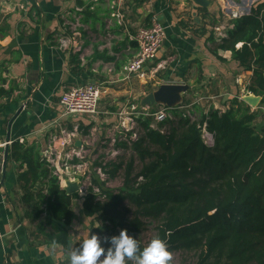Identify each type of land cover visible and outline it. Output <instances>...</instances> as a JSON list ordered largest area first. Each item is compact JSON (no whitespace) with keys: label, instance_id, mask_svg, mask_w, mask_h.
<instances>
[{"label":"crops","instance_id":"1","mask_svg":"<svg viewBox=\"0 0 264 264\" xmlns=\"http://www.w3.org/2000/svg\"><path fill=\"white\" fill-rule=\"evenodd\" d=\"M140 1L0 0V139L33 149L53 169L47 160L61 148L53 146L52 138L77 127L73 147L84 151L90 163L96 149L126 143L128 134L118 114L129 113L139 98L161 84L189 86L183 96L188 104L181 107L187 112L191 104L205 113L211 108L224 111L230 100L242 101L249 94L245 88L252 73L231 60L229 51L216 50L212 28L233 26L231 13L248 14L261 0H207L206 7L193 0ZM153 17L164 27L165 40L156 60L143 68L147 80H138L125 67L137 53L136 30L148 27ZM157 65L161 68L151 75L150 68ZM85 84L102 87L97 113L65 115L62 93ZM146 108L151 107L136 110ZM251 111L258 112L257 127L264 131V107ZM86 138H92L91 147L85 146ZM11 147L0 157V264H70V253L91 234H98L105 247H114L110 238L117 235L105 234L95 217L84 214L87 191L70 194L68 223L51 224L37 198L46 201L44 182L20 180L26 165L8 159ZM59 182L63 189L65 182ZM27 194L32 198L23 199ZM54 227L67 233L66 246L49 241ZM126 264L135 261L126 258Z\"/></svg>","mask_w":264,"mask_h":264},{"label":"trees","instance_id":"2","mask_svg":"<svg viewBox=\"0 0 264 264\" xmlns=\"http://www.w3.org/2000/svg\"><path fill=\"white\" fill-rule=\"evenodd\" d=\"M231 23L216 50L229 51L231 60L252 73L245 91L260 97L258 107H264V0ZM187 104L185 100L179 107ZM191 105L199 115L195 120L179 107L167 109L169 116L160 123L150 116L135 118L138 138L131 141L127 133L130 146L116 144L129 151V160L94 163L108 180L123 169L121 186L108 190L93 176L84 214L95 217L107 235L126 229L135 238L144 219L156 222V237L170 253L196 252L197 264H264V131L257 127L258 112L237 99L224 111L205 113ZM204 132L212 136V145L205 143ZM8 159L26 165L20 180L44 182L46 201L37 198L49 222L68 223L72 196L60 188L53 169L18 143L12 144ZM94 188L103 200H97ZM30 198L27 194L23 199ZM54 228L49 241L66 246L67 233Z\"/></svg>","mask_w":264,"mask_h":264},{"label":"built area","instance_id":"3","mask_svg":"<svg viewBox=\"0 0 264 264\" xmlns=\"http://www.w3.org/2000/svg\"><path fill=\"white\" fill-rule=\"evenodd\" d=\"M245 13H238L235 11L229 15L230 20L239 18ZM233 26L229 25H218L212 28L217 41L225 39L227 37V30L232 29ZM165 40V29L164 27L153 17L150 19L148 27L138 28L134 35V41L137 45V53L135 57L125 67L127 74L136 77L138 80H147V72H144L143 68L145 64H151L156 60L157 54L160 52L163 42ZM161 65H157L150 68V74L155 75ZM102 94V87L96 84H85L76 87L67 88L60 97V105L63 108L65 115H95L97 113L98 104ZM129 113L121 112L118 114L120 120V127L123 128L125 133H131V138L137 137V130L135 125V118L138 116H150L153 118L154 123H160L167 117L166 109L157 110L151 114L148 109L142 111L136 110L134 107L130 108ZM134 110V111H132ZM126 123V124H125ZM78 128L74 127L72 130H60L57 136L52 138V144H58L60 146L59 153L55 152L54 159L48 158L47 162L54 167V175L59 181L72 180L77 175L81 174L85 163L84 159L85 152L81 149L73 147L74 141L78 138ZM203 138L205 143L208 145L213 144V138L210 134L204 132ZM13 142L10 140L0 139V157L4 150L12 146ZM54 149V148H53ZM53 154L52 151L50 155ZM75 160H79L77 164ZM82 161V162H81ZM90 165V164H89ZM90 170V166H89ZM95 171V169H94ZM97 173L102 176L100 169L96 170ZM82 174V183H86V189L90 186V178ZM0 188H1V177H0ZM96 193L97 188H94Z\"/></svg>","mask_w":264,"mask_h":264},{"label":"clouds","instance_id":"4","mask_svg":"<svg viewBox=\"0 0 264 264\" xmlns=\"http://www.w3.org/2000/svg\"><path fill=\"white\" fill-rule=\"evenodd\" d=\"M108 239L104 238L105 241ZM110 239L114 247H105L98 234H91L70 253V264H126V258L134 260L135 264H169L171 260L166 242L159 237L153 238L142 249L126 229H121L119 235Z\"/></svg>","mask_w":264,"mask_h":264},{"label":"rangeland","instance_id":"5","mask_svg":"<svg viewBox=\"0 0 264 264\" xmlns=\"http://www.w3.org/2000/svg\"><path fill=\"white\" fill-rule=\"evenodd\" d=\"M102 95V94H101ZM101 99V98H100ZM192 100H196V97H194ZM207 100H202L200 102H205ZM100 102V101H99ZM194 102V101H192ZM183 104V103H182ZM200 105H202L201 103H199ZM135 105V104H134ZM99 106V104H98ZM135 109H140L141 107L138 106V102H136V105L134 107ZM154 108L156 110L159 109V106H154L151 107ZM180 109H184L179 107ZM189 107H187L188 109ZM148 109V108H146ZM191 109L190 112H186L187 114H189L190 118L192 120H195L198 118V113L194 111V109ZM98 110V108H97ZM149 110V109H148ZM186 110V109H184ZM134 111V110H132ZM187 111V110H186ZM150 112V110H149ZM169 114V113H168ZM89 116H93V115H87ZM155 125V124H154ZM156 127V126H155ZM154 127V128H155ZM138 138V135L137 137ZM136 138H131V141H135ZM113 138L111 137L110 140H112ZM87 141V142H86ZM85 141V146L87 145V147H91V145L93 144L92 138H86ZM127 146H130V141H126L125 143ZM94 151V150H93ZM129 156L130 153L128 150H124L122 148H119L117 146H115L114 144L112 145H105L104 150H100V149H96L94 152L90 153V163H89V159L88 162L85 161V157L86 155L84 154V159L82 160L85 163V166H83V170H81V174L77 175L75 178H73L72 180L70 179V182H73L75 180H78V189L80 191L81 190H85L86 189V183H82V174L85 173L88 176L89 174V164H93V166H90V170L91 173H95V177L96 179H98L100 182H103L104 184V188L108 189V190H116L121 186L122 183V175H123V169L121 171H119L116 175V177L114 179H110L108 180L107 175H105L103 173V170H101V168H96L94 167V163L95 162H99L101 164V166H104L106 163L110 162V161H120L121 159H124V162H127L129 160ZM77 164V163H76ZM136 166V169L139 168V162L135 161L134 162V167ZM93 168L95 169V172L92 170ZM54 169V168H53ZM97 169H100V172L102 174V176H100L97 173ZM93 177V176H92ZM84 192V191H83ZM94 194L97 196V200H103V197L100 196V193H96L94 191ZM144 229L135 237V239L144 247L153 239L156 238V232H155V227H156V222H152L151 220L148 219H144ZM197 253L196 252H186V251H175V252H171V260L170 263L171 264H197L198 258H197Z\"/></svg>","mask_w":264,"mask_h":264},{"label":"water","instance_id":"6","mask_svg":"<svg viewBox=\"0 0 264 264\" xmlns=\"http://www.w3.org/2000/svg\"><path fill=\"white\" fill-rule=\"evenodd\" d=\"M193 2L201 7L208 6L207 0H193ZM188 90L189 86L185 84H161L149 94L139 98L138 106L141 108L161 106L170 110L176 109L183 103V96ZM260 100V97L252 94L242 97V101L251 108H255ZM75 145L79 146L80 143L77 141ZM64 182L66 186L63 190L67 194H72L78 190V180L70 182L66 179Z\"/></svg>","mask_w":264,"mask_h":264}]
</instances>
